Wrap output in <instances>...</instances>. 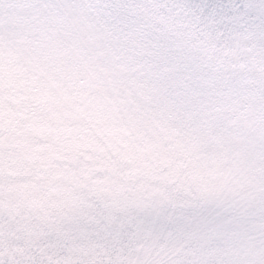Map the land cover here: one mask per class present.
I'll use <instances>...</instances> for the list:
<instances>
[{"label": "clouds", "instance_id": "9594fccd", "mask_svg": "<svg viewBox=\"0 0 264 264\" xmlns=\"http://www.w3.org/2000/svg\"><path fill=\"white\" fill-rule=\"evenodd\" d=\"M0 264H264V0H0Z\"/></svg>", "mask_w": 264, "mask_h": 264}]
</instances>
